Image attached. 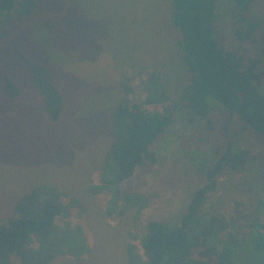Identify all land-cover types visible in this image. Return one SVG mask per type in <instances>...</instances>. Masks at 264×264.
<instances>
[{
	"label": "rangeland",
	"instance_id": "374dc122",
	"mask_svg": "<svg viewBox=\"0 0 264 264\" xmlns=\"http://www.w3.org/2000/svg\"><path fill=\"white\" fill-rule=\"evenodd\" d=\"M216 1V41L254 54V44L234 34L233 2ZM248 16L264 22V0H255ZM0 32V225L34 187L60 191L63 215L56 223L64 228L62 245L76 258L59 255L47 264H140L146 224L180 225L204 182L200 164L209 163L226 135L249 149L250 160L222 171L207 211L228 215L234 200L249 209L264 201V138L216 106L206 131L205 118L177 108L155 146L156 165L147 173L136 169L134 177L118 184L104 182L111 169L106 153L113 111L127 94L125 81L129 78L132 88L129 98L141 100L146 71L157 69L166 95L176 100L189 80L172 0H36L29 15L5 23ZM26 58L50 74L60 100L56 119L49 108L58 103L34 85ZM6 74L16 85L13 96L3 86ZM195 228L191 223L188 230ZM9 258L24 264L16 254Z\"/></svg>",
	"mask_w": 264,
	"mask_h": 264
},
{
	"label": "trees",
	"instance_id": "16d2710c",
	"mask_svg": "<svg viewBox=\"0 0 264 264\" xmlns=\"http://www.w3.org/2000/svg\"><path fill=\"white\" fill-rule=\"evenodd\" d=\"M231 1L237 24L234 34L242 42L253 43L256 52L245 56L216 41V0H172V20L179 28L178 46L189 80L176 100L166 95L157 69L146 71L147 91L141 100L129 98L132 88L129 78L125 81L127 94L113 111L114 133L106 153L111 169L104 178L106 184L132 178L136 169L147 173L148 167L156 165L155 146L174 122L177 108L205 118L206 131L211 127V111L221 107L235 114L253 136L264 138V22L248 16L255 0ZM35 5L36 0H0V27L29 15ZM25 60L33 71L34 85L49 99H56L58 106L53 109L47 101L51 117L56 119L60 100L50 74ZM3 86L9 95L17 93L7 74ZM224 137V144L214 147L209 163L200 164L204 182L188 202L180 225L167 228L158 221L146 224L138 247L140 264H264L262 199L255 209L234 200L228 215L206 209L222 171L240 169L250 160L246 146ZM261 163L264 165V153ZM205 164L208 166L203 167ZM63 206L61 192L47 186H36L18 198L11 215L0 225V264H13L9 258L12 253L24 264H47L59 255L76 258L62 245L64 228L56 223L63 215ZM191 223H195V231L188 230Z\"/></svg>",
	"mask_w": 264,
	"mask_h": 264
}]
</instances>
